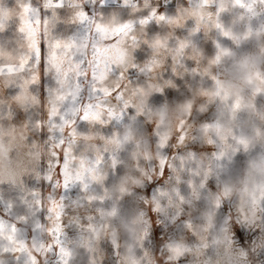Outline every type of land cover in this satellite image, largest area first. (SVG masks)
<instances>
[{
	"label": "clouds",
	"instance_id": "clouds-1",
	"mask_svg": "<svg viewBox=\"0 0 264 264\" xmlns=\"http://www.w3.org/2000/svg\"><path fill=\"white\" fill-rule=\"evenodd\" d=\"M0 264H264V0H0Z\"/></svg>",
	"mask_w": 264,
	"mask_h": 264
}]
</instances>
